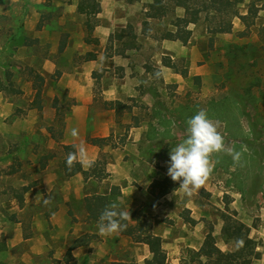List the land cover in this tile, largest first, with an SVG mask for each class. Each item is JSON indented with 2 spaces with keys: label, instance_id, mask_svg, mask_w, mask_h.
Instances as JSON below:
<instances>
[{
  "label": "rangeland",
  "instance_id": "374dc122",
  "mask_svg": "<svg viewBox=\"0 0 264 264\" xmlns=\"http://www.w3.org/2000/svg\"><path fill=\"white\" fill-rule=\"evenodd\" d=\"M101 1V10L107 15L98 19L95 34L102 46L94 49L103 50V58L93 64L87 62L84 53L73 65L61 59L53 73L43 76L42 63H30L25 58L16 61L14 57L19 47L34 40V34L24 28L22 3L0 0V264H78L72 248L86 238L91 251L99 246L109 250L104 254L108 264H146L152 257H145L147 245L133 237L120 232L102 235L99 220L90 216L91 225L86 226L96 229L75 239L78 236L72 225L78 221L75 215L81 221L85 218L81 203L85 197L70 194L64 200L56 190L46 193L48 174L54 181L72 176L66 175L63 167L68 155L74 153L72 146L52 148L56 158L49 166L43 164L47 152L52 151L47 134L53 139L61 135L65 115L74 101L70 91L57 87L61 71L72 67L84 72L79 81L85 87L90 83L98 98H102L103 87L127 71L135 78L141 96L153 89L158 110L151 115L159 119L147 124L150 143L143 147L126 144L127 133H122L112 143L117 153L88 166L90 172L101 167L106 171L113 157L128 158L129 164L123 169L135 172L130 183L134 191L122 197L120 186L112 185L106 195L109 205L128 209L132 226L143 223L151 234L162 235L168 264H199L195 252L208 231L221 250L232 249L221 236L226 215L242 221L249 227L250 236L262 242L261 258L253 264H264V0L238 3L240 12L252 10L251 23L237 20L234 30L227 34L208 28L201 15L197 23L183 27V39L179 38L180 45L172 52L160 45L161 35L171 28V19H190V11L166 0L167 16L150 18L146 13L153 0ZM34 8L48 35L59 39V46L70 38L81 41L84 20L88 26L95 23L94 17L84 19L76 14L73 0H42L34 3ZM92 35L88 33L87 38ZM30 49L39 55L45 48L30 47L27 54ZM146 98L130 97L123 101L125 104L116 101L111 105L119 112L144 115L149 112V94ZM57 107L61 109L53 111ZM200 109L207 111L209 119L220 122L225 144L241 152L240 162L234 164L225 152L214 153L212 159L218 162L198 191L187 195L176 182L175 191L156 198L149 192L150 185L170 178L169 152L186 138V121ZM140 149L145 153L137 155ZM126 151L131 152L128 157ZM73 168L74 164L71 172ZM58 202L70 205L68 224L57 211ZM187 217L196 223L190 224ZM145 226L138 227L137 233L143 234ZM116 249H120V256ZM98 258L93 263L104 264Z\"/></svg>",
  "mask_w": 264,
  "mask_h": 264
},
{
  "label": "crops",
  "instance_id": "0c3cea01",
  "mask_svg": "<svg viewBox=\"0 0 264 264\" xmlns=\"http://www.w3.org/2000/svg\"><path fill=\"white\" fill-rule=\"evenodd\" d=\"M10 3H22L23 5V14L24 16V28L27 32L31 31L34 36V40L30 42H26L23 46L19 47L15 52L16 61H20L25 58L26 61L40 62L42 63V72L41 74L45 76V74L53 73L57 68V62L61 59H68V62L72 65L77 61L78 55L87 54V62L96 64L103 58V50L94 49V47L102 46V40H100L96 36V30L99 27L98 19L103 14L107 15L104 10L102 1L97 0L99 2L100 9L97 14L94 16L95 23L92 26V29L88 28L85 20L81 26V41H74L73 38L68 39V41L64 42L59 46V39L56 37H52L48 35L49 30L41 25V15L38 13V10L34 8V3L37 4L42 0H9ZM79 0H73L74 11L80 17L86 19V15L80 13L78 11ZM1 9V8H0ZM247 10L241 11V14H246ZM113 15V12L111 16ZM179 17V16H177ZM110 18V16H109ZM150 19V18H149ZM160 20V19H159ZM172 20H170V26L168 30L175 31L176 27L173 28ZM241 20L238 17H235L232 21V31L234 30V26L236 21ZM243 23V22H242ZM190 24V23H189ZM188 24V25H189ZM187 25V26H188ZM110 28V26H109ZM108 28V31H110ZM167 30V31H168ZM88 33H93V38H87ZM230 33V32H228ZM217 34H227V33H217ZM163 34L161 35V46L166 49L168 52H172V48L180 45L181 40L173 38H163ZM39 47L45 48L42 53L37 55L36 50H29L27 54V50L31 47ZM182 47H185L181 44ZM46 49L48 51L46 52ZM78 51H80L78 53ZM35 52V53H33ZM77 53V54H76ZM89 54V55H88ZM173 58V56H171ZM128 59L130 57H127ZM161 68V67H160ZM168 68V66H166ZM41 70V69H40ZM163 71V70H162ZM81 75H84L82 70L77 69V67H72L70 70H62L60 77L57 80V87L67 89L73 95V104L68 109L63 124L61 135L56 139L51 138V134L48 135L49 147L52 149L54 147H61L63 150V146H72L74 149V154L76 155V161L80 162V148L84 149V157L87 160L92 162L101 160L107 154H115V149L112 148V143L116 142L117 136L126 134V144L130 143V145L140 144L145 145L149 144L150 140L147 136V124L150 120L159 119L156 115L152 116V111L158 110L155 106V99H153V89L145 90L143 95L141 96L139 90L136 88L137 84L134 81V77H132L127 71L126 74L119 79L114 78L112 82L108 84V86L103 87L102 93L100 96L102 98H98L97 94L94 92L92 85L89 83L88 87L82 85L79 81L81 79ZM188 75V73H187ZM70 80V82L66 81ZM58 91V90H57ZM69 92V93H70ZM149 94V101H147L149 112L142 115L138 114L135 111L126 113L125 111H117V107L112 106V102L121 101L125 104L126 98H140L147 99L146 95ZM97 97V98H96ZM102 99V102H101ZM148 100V99H147ZM151 100V101H150ZM61 108H54L53 111H59ZM146 112V111H145ZM148 114V115H147ZM156 117V118H155ZM111 138V139H110ZM97 139H107L104 142L99 143L96 141ZM110 140V141H109ZM153 143V142H152ZM52 145V146H51ZM127 146V145H126ZM126 146L123 150H126ZM116 148V147H115ZM119 149V148H117ZM118 151V150H117ZM121 151V149H120ZM139 151V150H138ZM140 152H143L141 149L139 152H136L138 155ZM131 154L130 151H126V155ZM141 157V155H140ZM47 159L43 164H48V166L52 163L53 159L56 158L55 153L52 151L47 152ZM128 158L126 160L123 159L121 155H118V158L113 157V160L110 159L108 162V167L106 168V172L108 175L105 178L97 179L95 177H84L81 172H76L72 174L68 179H57L54 181L53 177L51 180V175L48 174V180L46 188V193L48 194L52 190L58 191L64 200H68L70 194L76 196L77 198H84L86 196H91L92 194H100V195H108L111 191L112 185H119L121 188L122 197L132 195L133 188L130 183L132 182L131 178L135 175V172H131L130 169L123 167H127L129 162ZM83 172L88 169L84 163H81ZM57 172V171H56ZM58 173V172H57ZM57 177V176H56ZM178 188V187H177ZM175 191V190H173ZM172 192V191H171ZM135 194V192H134ZM49 195V194H48ZM82 203V213L84 212L85 218L83 221L78 219L77 222H74L72 227H74L73 233L76 234L75 239L79 238L84 233H93L95 227H87L86 225H91L90 219L88 218V213L85 208V203ZM84 203V205H83ZM57 211L61 213L64 217L65 223H69L71 219V215L69 214V204L68 202H58L56 204ZM56 211V212H57ZM56 213H54L55 215ZM192 218V217H191ZM194 219V218H192ZM95 221V220H94ZM196 221V220H195ZM99 224V223H98ZM97 225V224H96ZM95 225V226H96ZM100 232V231H99ZM119 233V231H117ZM72 233V234H73ZM120 234V233H119ZM121 235V234H120ZM157 235V234H155ZM105 236V235H104ZM162 236V235H158ZM146 245V244H144ZM91 245H88V240L84 239L81 243L77 244L72 248V256L76 258L78 264H94L93 259L99 257L98 259L102 260L104 264H108V260L104 257V254H107L109 250H107L103 246H99L94 250H90ZM148 247V246H147ZM71 249V248H70ZM193 249H196L193 247ZM111 250V249H110ZM115 253L120 256V249H116ZM147 259L151 257L150 251H148ZM144 257V258H145ZM113 261V260H109Z\"/></svg>",
  "mask_w": 264,
  "mask_h": 264
},
{
  "label": "trees",
  "instance_id": "16d2710c",
  "mask_svg": "<svg viewBox=\"0 0 264 264\" xmlns=\"http://www.w3.org/2000/svg\"><path fill=\"white\" fill-rule=\"evenodd\" d=\"M174 6L183 7L185 10L191 12L190 19L184 17H175L172 20V24L176 27V30L166 31L163 34V38L183 39V27H186L189 23H197L204 15V20L207 22V27L212 29L215 33H228L232 31V21L235 17H238L242 22L249 25L248 22L252 15V10H248L246 14H241L237 4L243 0H169ZM148 12L146 15L150 18H162L167 16V4L166 0H153L148 4ZM100 6L97 0H79L78 11L85 14L87 17H94L99 11ZM92 29V26H88ZM107 139H97L99 143L106 141ZM74 152V149L72 148ZM74 154V153H73ZM66 161L63 163L64 171L66 175L74 174L76 172H83L80 162H74V168L72 172L67 167ZM99 161L92 162L91 166L99 164ZM84 177H95L97 179L105 178L108 173L103 167L98 171L92 172L86 170L83 172ZM178 184L170 178L164 180H155L151 183L149 192L152 195H156V198H160L165 194L176 189ZM26 191L27 188H24ZM20 195V194H19ZM18 195V196H19ZM19 197H22L20 195ZM85 208L88 215L94 220L100 221L101 213L109 208L108 196L106 195H92L84 198ZM120 210V209H119ZM190 224H195L196 221L191 217L185 218ZM126 227L119 231L121 234L133 237L135 241L142 242L148 246L152 257L146 262V264H168L166 262V254L161 245V239L159 236L153 235L149 232V226H145L143 223L132 226L129 224L128 219L121 221ZM143 234L137 233L138 227H144ZM221 236L224 241L231 243L233 248L228 251L221 250L217 244L216 239L211 231H208L204 237L202 245L195 253L198 255L199 264H253L254 261L261 258V251L259 247L262 245L260 240L250 236L249 227L242 221L226 215L221 227Z\"/></svg>",
  "mask_w": 264,
  "mask_h": 264
},
{
  "label": "clouds",
  "instance_id": "9594fccd",
  "mask_svg": "<svg viewBox=\"0 0 264 264\" xmlns=\"http://www.w3.org/2000/svg\"><path fill=\"white\" fill-rule=\"evenodd\" d=\"M186 138L176 144L169 152L170 160L167 175L172 181L179 182L183 193L192 195L209 180L218 161H214V153L225 152L238 164L241 152L226 146L224 135L219 130L220 122L209 119L207 111L200 109L186 121ZM81 163L91 166L92 161L84 157V149L79 150ZM76 162V155L70 153L66 163L69 169ZM47 202V201H46ZM131 219L129 211L119 210L116 204L106 208L100 215L98 224L102 235L123 230L126 225L121 221Z\"/></svg>",
  "mask_w": 264,
  "mask_h": 264
}]
</instances>
